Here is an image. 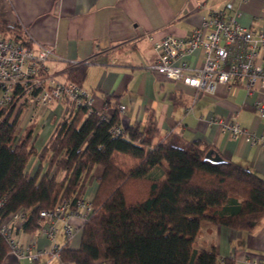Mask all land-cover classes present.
I'll list each match as a JSON object with an SVG mask.
<instances>
[{"label":"trees","instance_id":"16d2710c","mask_svg":"<svg viewBox=\"0 0 264 264\" xmlns=\"http://www.w3.org/2000/svg\"><path fill=\"white\" fill-rule=\"evenodd\" d=\"M0 34L27 47L32 41L0 7ZM64 80L82 85L86 67L68 64ZM47 72V69L44 70ZM48 73V72H47ZM58 77V74H52ZM59 78V77H58ZM39 150L32 132L19 133L24 105H0V221L24 210L21 229L35 232L41 210L83 197L93 168L102 172L81 225L77 248L63 245L60 261L72 264H221L215 247L195 249L203 222L251 232L264 218V179L201 140L175 144L155 139L157 119L133 122L115 135L118 111L105 118L71 105ZM147 173L137 174L152 152ZM37 158L34 172L28 164ZM0 232V264L9 251ZM222 264H234L232 258Z\"/></svg>","mask_w":264,"mask_h":264},{"label":"crops","instance_id":"0c3cea01","mask_svg":"<svg viewBox=\"0 0 264 264\" xmlns=\"http://www.w3.org/2000/svg\"><path fill=\"white\" fill-rule=\"evenodd\" d=\"M226 2L238 12L237 21L242 26L264 32V0H0V7L8 19L19 21L33 47L41 45L52 51L45 63L48 73L64 79L68 64L86 67L81 84L93 93L96 112L109 118L118 103L124 104L126 115L120 117L123 127L133 122L143 124L153 114L157 119L155 139L175 144L201 140L264 179V110L257 106L259 102L264 105L263 92L221 84L213 94H199L150 69L158 57L155 41L166 35L185 37ZM188 59L194 63L197 55ZM70 108L67 101L24 107L19 133L32 132L34 145L40 150ZM221 120L237 121L258 135L259 142H251L245 134L234 137L223 132ZM155 156L153 151L136 173H147ZM36 166L37 158L32 157L29 173ZM101 172L99 165L93 168L84 198L92 199ZM69 222L71 237L63 232L60 222L57 225L53 243L59 248H77L80 244V216L73 214ZM13 237L20 247L29 246L31 251L49 242L36 231L26 232L20 226L15 227ZM211 245L221 264L226 257L234 264H264V218L251 232L203 222L193 246L202 249ZM1 264H59V260L45 253L30 262L9 249Z\"/></svg>","mask_w":264,"mask_h":264},{"label":"built area","instance_id":"2783aa9c","mask_svg":"<svg viewBox=\"0 0 264 264\" xmlns=\"http://www.w3.org/2000/svg\"><path fill=\"white\" fill-rule=\"evenodd\" d=\"M237 16L232 3L226 2L223 7L212 10L185 37L166 35L155 41L158 57L150 69L163 73L172 82L193 88L199 94H213L221 84L264 93V32L242 26ZM194 54L197 59L191 63L188 56ZM51 55L52 51L47 47H27L0 34V105L12 104L17 109L23 104L27 108H34L67 101L74 107L94 110V96L90 90L74 81L44 72L45 63ZM257 106L264 110L262 103L259 102ZM116 107L119 123L112 127L115 135L122 132L120 117L125 116L127 111L124 104L118 103ZM219 124L223 132L234 137L245 134L251 142H259L258 135L242 128L237 121L221 120ZM2 201L0 199V206ZM91 211V200L84 196L73 206L64 199L49 210H41V226L36 232L49 242L34 251L29 246L20 247L13 237L15 227H21L24 221L23 209L14 212L8 221H0V232L18 257L32 262L39 255L49 253L59 260L60 248L53 243L58 223H61L66 236L71 237L73 229L69 218L78 214L83 223ZM59 264L72 263L59 260Z\"/></svg>","mask_w":264,"mask_h":264},{"label":"rangeland","instance_id":"374dc122","mask_svg":"<svg viewBox=\"0 0 264 264\" xmlns=\"http://www.w3.org/2000/svg\"><path fill=\"white\" fill-rule=\"evenodd\" d=\"M51 70V69H50Z\"/></svg>","mask_w":264,"mask_h":264}]
</instances>
